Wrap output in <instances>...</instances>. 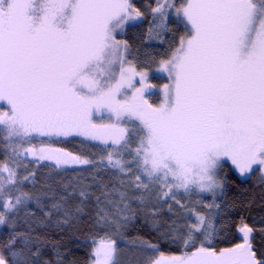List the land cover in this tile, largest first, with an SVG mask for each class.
I'll use <instances>...</instances> for the list:
<instances>
[{
	"label": "snow or ice",
	"instance_id": "snow-or-ice-1",
	"mask_svg": "<svg viewBox=\"0 0 264 264\" xmlns=\"http://www.w3.org/2000/svg\"><path fill=\"white\" fill-rule=\"evenodd\" d=\"M151 12L158 23L150 34L159 36L170 13L184 28L159 61L170 81L159 105L145 96L151 88L147 73L131 66L116 39L127 21L143 15L130 0H0V102L6 105L0 110V138L7 143L85 137L104 146L99 167L129 177L118 178V184L96 176L91 184H66L45 216L52 210L67 216L72 201L82 205L94 197L98 224L116 223L117 217L126 223L133 202H143L136 193L149 183L168 189L162 191L164 203L180 204V189L215 194L226 166L241 176L264 174V0H156ZM101 109L116 123H95L93 115ZM121 121L131 122L134 132ZM12 152L19 157L15 147ZM24 153L56 167L94 164L50 146ZM34 180V172L22 176L18 166L0 167V225L11 226L29 201L42 207L22 187ZM172 231L183 255H145L141 264H264L247 223L237 228L241 242L228 247L215 245V225L200 212H190ZM31 244L28 234L10 237L0 245V264H40V250ZM142 244V252L157 250ZM115 251L114 240L101 239L91 264H114Z\"/></svg>",
	"mask_w": 264,
	"mask_h": 264
},
{
	"label": "trees",
	"instance_id": "trees-1",
	"mask_svg": "<svg viewBox=\"0 0 264 264\" xmlns=\"http://www.w3.org/2000/svg\"><path fill=\"white\" fill-rule=\"evenodd\" d=\"M132 2L137 4L138 0ZM172 15L167 19L162 30H158L159 36L156 32L149 33L148 15L139 23L128 25L122 35L128 54L133 58V66L138 72L149 73L148 83L159 86L157 88L161 91V101H163V85L170 82L167 73L159 71L158 63L166 58L172 42L178 40L184 31L183 25L175 18L174 13ZM165 74V77H161ZM2 136L3 133H0V137ZM51 143L68 153L92 160L94 164L64 168L47 162L35 164L31 161H18L22 176L28 175L29 172L35 173V180L25 183L22 187L24 191L39 197L42 207H37L35 201H29L18 215L13 217L11 226L0 225V245L17 233L28 234L32 239L30 245L32 250L35 251L37 248L40 250V264H89L92 259L93 243L99 239L115 241L114 264H141L145 255L155 259L161 253L181 252L182 245L173 243L172 240V237L176 236V232L172 231L176 225L173 224L171 214L179 211L173 208L171 201L164 203L163 190L154 183H149L147 189L142 188L136 193L137 196H143V202H133L135 211L126 223L121 222L117 217L116 223L98 224L94 197L82 205L79 199L72 201L69 205L71 211L67 216L63 212L56 213L55 210H52L51 216H45L44 212L51 210L54 200H59L66 184L75 185L81 181L91 184L93 176H96L97 180L102 179L105 184H118V178L125 182L129 179L127 175L115 169L99 167L101 158L106 157V153L102 151L104 146L76 136L59 138ZM10 159L11 156L4 147V140L0 138V162L10 164ZM103 164L106 165L104 161ZM25 165L27 171H24ZM222 171L224 184L221 187V198L216 203L214 216L212 215L216 228L215 245L228 247L241 242L237 228L243 222L253 228L250 242L258 256L264 254V180L258 177L257 172L242 179L229 166ZM145 182L148 181L145 179ZM93 191L95 195H100L98 187L94 186ZM157 195H161V199L158 200ZM196 195L201 194L196 193ZM209 195H204L206 198H202L205 199L203 204L206 205L207 211L209 210L206 201ZM77 206L80 207L79 211L76 210ZM196 210L208 217L204 206ZM112 211L115 212L114 209ZM142 242L155 245L157 250L149 253L140 251L143 247Z\"/></svg>",
	"mask_w": 264,
	"mask_h": 264
},
{
	"label": "rangeland",
	"instance_id": "rangeland-1",
	"mask_svg": "<svg viewBox=\"0 0 264 264\" xmlns=\"http://www.w3.org/2000/svg\"><path fill=\"white\" fill-rule=\"evenodd\" d=\"M176 2L179 3L180 0H176ZM130 3L133 5L134 8L138 9L141 13H143V15L140 16V17H136V18H134L132 20L127 21V23L121 29H119L117 31V33H116V39L121 42V47H120V53H121V55L127 61H130L131 62V66H133L134 65L133 58L131 56H129L130 54H128L127 47L125 48V46H124L125 45V41L122 38V35L124 33L125 28L128 25H133V24L139 23L147 15L149 16V24H150L149 29L150 28H155V25L158 23V21H156V20L153 19V13L151 12V8L156 6V0H138L137 4L133 3L132 0H130ZM172 14L173 13H170L169 16H168V18L170 16H173ZM166 21H165V23H166ZM158 30H160V29H158ZM161 30H162V28H161ZM154 34H155V32H154ZM148 38H149V34H148ZM150 38L152 39L151 36H150ZM158 65H160V64L158 63ZM125 66H128V65H125ZM146 73H147V79H146L145 83L148 84V85H151V88L148 91H146L145 96L154 105H159L162 102L161 101L162 100L161 99V91H159V89L157 88L159 86H157L154 83H148V81H149L148 80L149 73L147 71H146ZM157 76L160 77V75H157ZM165 76H166V74L163 75V76H161V77H165ZM135 80L136 81H139V76L135 77ZM137 86H140V85L137 83ZM4 107H6V105H4L2 102H0V110H3ZM93 120L97 124L116 123L115 118L113 116H111V114L106 109H101L100 111L95 112L94 115H93ZM120 126L126 127L129 132H134V129L132 128V123L131 122L125 123L124 121H121L120 122ZM76 137H78V138H80L82 140H85V141H88V142H91V143H95V144L100 145L98 141L88 140L85 137H80V136H76ZM59 138H67V137H59ZM59 138H52L51 141L56 140V139H59ZM51 141H46V138L34 139L31 142H22L18 138H11L7 143L4 141V147L6 148L7 153L11 156V159H10L11 160V163L10 164L7 163L8 166L9 167H13L12 165L18 166L19 163H20L18 161H31V162H33L35 164L47 162L49 164L55 165L53 161L39 160L38 157H33L31 155H27L26 156V154L24 153V149L31 148V147H34L37 151L41 147H49L50 146V147L58 148L57 146H54L53 143H51ZM100 146H103V145H100ZM13 147H15L17 149V152H19V154H20L18 158H15L16 157V153L12 152V148ZM25 156H26V158H25ZM126 159H127V157H126ZM103 161H104V163L107 164V160L106 159H104ZM5 163L6 162H0V167H2ZM78 166H82V165H79V164H68V165H62L60 167L71 168V167H78ZM229 168L239 178L244 179V178H246V177H248L250 175V174H245L244 176H241L230 165H229ZM224 169H225V167L222 170H224ZM222 170L218 174V179H219V181L221 183V187L224 184V179L222 177L224 173H223ZM257 173L259 175L258 177L260 179H263L264 180V174H262L259 171H257ZM2 176L4 178H6L7 177V173H2ZM5 185H6V179H5ZM221 187L218 188L215 191V194L210 193V192H199V191H195V190L189 191V192H185L183 189L178 190L176 192V196H177V199L180 201V204H177L173 200H169V201L172 202L173 208L174 209H177L179 211V212H173L174 213L173 215L171 214V219L173 221L175 220L177 222V224H174V225H176V227H177L178 224L183 223L184 222V219L189 215L190 212H200V211L196 210L200 206H204L205 207V210H206V205L203 204V201H205V199H202V198H206V197H204V195H208V194H210V195H209V198L207 199L206 202H207V205H212V207H207V209L209 211H207V210L206 211L208 212V217L210 218L213 215L214 211H216V208H217L216 203L221 198L220 197L221 196V190H222ZM160 188L163 191H167L168 190L167 188H162V186H160ZM196 193H199V194L203 195V197L201 195H198L197 196ZM5 199H7V197ZM169 212H170V210H169ZM200 213H202V212H200ZM213 216L210 218L211 220L213 219ZM192 219L193 220L195 219V216L194 215L192 216ZM100 240L101 239L96 240L95 243H93L92 252H93L94 248L97 246V244L100 242ZM172 240H174V236L172 237ZM181 248H182V250H181L180 253H177V254H164V253H161V254H158L155 257V259H160L161 257H163L164 259H169V258L174 257V256H181V255H183V251H184L183 246H181ZM115 249H116V247H115ZM115 256H116V251L113 254V261L115 260ZM93 259L94 258L92 256V259H91V261H90L89 264H91V262H92Z\"/></svg>",
	"mask_w": 264,
	"mask_h": 264
}]
</instances>
